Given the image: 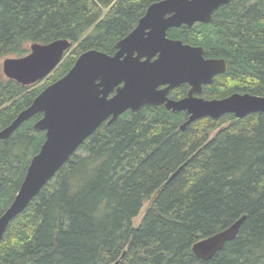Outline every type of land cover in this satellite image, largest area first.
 Here are the masks:
<instances>
[{
    "label": "trees",
    "instance_id": "obj_1",
    "mask_svg": "<svg viewBox=\"0 0 264 264\" xmlns=\"http://www.w3.org/2000/svg\"><path fill=\"white\" fill-rule=\"evenodd\" d=\"M155 1L0 0V131L81 53L114 54ZM168 36L229 63L204 85V97L264 96V0H231L211 22L173 27ZM59 38L73 44L44 84L6 77V57ZM187 90L182 84L175 95ZM188 116L145 105L102 123L10 222L0 264H264V112L203 117L182 129ZM40 117L0 140V216L46 138L35 127ZM242 215L237 236L212 258L194 253L199 239Z\"/></svg>",
    "mask_w": 264,
    "mask_h": 264
},
{
    "label": "water",
    "instance_id": "obj_2",
    "mask_svg": "<svg viewBox=\"0 0 264 264\" xmlns=\"http://www.w3.org/2000/svg\"><path fill=\"white\" fill-rule=\"evenodd\" d=\"M230 1H155L137 26L117 42L115 54L96 48L81 53L64 76L47 85L0 131V140L6 139L23 122L42 113L35 127L46 134L14 200L0 216V241L10 222L25 210L85 139L102 123L116 120L129 109L165 105L172 111H186L189 116L182 129L203 117L220 118L227 113L244 117L264 112L263 95L235 92L222 98L202 96L204 85L228 70L227 60L207 57L204 46L168 36L173 27L211 22L213 13ZM72 44L66 38L34 42L26 55L6 57L3 72L23 85L38 83L58 67ZM183 83L191 86L188 95L170 98L169 91ZM162 85L166 87L160 88ZM246 217L242 215L229 227L199 239L192 247L194 253L203 259L212 258L237 236Z\"/></svg>",
    "mask_w": 264,
    "mask_h": 264
},
{
    "label": "flooded vegetation",
    "instance_id": "obj_3",
    "mask_svg": "<svg viewBox=\"0 0 264 264\" xmlns=\"http://www.w3.org/2000/svg\"><path fill=\"white\" fill-rule=\"evenodd\" d=\"M148 7H149V6H148ZM146 11H147V10H146ZM145 13H146V12H145ZM144 15H145V14H144ZM144 15H143V16H144ZM143 16H142V17H143ZM213 16H214V13H213ZM142 17H141V18H142ZM141 18H140V19H141ZM140 19H139V20H140ZM138 22H139V21H138ZM137 24H138V23H137ZM136 26H137V25H136ZM136 26H135V27H136ZM135 27H134V28H135ZM134 28H133V29H134ZM133 29H132V30H133ZM170 29H171V28H170ZM170 29H169V30H170ZM132 30H131V31H132ZM169 30H168V31H169ZM131 31H130V32H131ZM130 32H129V33H130ZM129 33H128V34H129ZM128 34H127V35H128ZM127 35H126V36H127ZM124 37H125V36H124ZM124 37H123V38H124ZM186 43H187V42H186ZM117 50H118V48H117ZM117 50H116V52H117ZM205 50H206V49H205ZM116 52H115V53H116ZM115 53H114V54H115ZM205 55H206V51H205ZM213 58H219V57H213ZM143 59H145V58H143ZM224 59H225V58H224ZM228 65H229V63H228ZM183 84H186V85L188 86V90H187V92H186L183 96H176V95H175L176 90H177L182 84L179 85V86H177V87H175V88H173V89H171V90L169 91L168 96H169L170 98H172V99H181V98L186 97V96L188 95V92H189L191 86H190L189 84H187V83H183ZM165 87H166V85H162V86H160V88H165ZM115 93H116V90H115L114 92H112V93L109 95V97H111V96L114 95ZM202 93H203V92H202ZM201 95H202V94H201ZM202 96H203V95H202ZM205 98H206V97H205ZM160 106H165V105H160ZM141 108H142V107H141ZM129 110H132V109H129ZM168 110H169V109H168ZM127 111H128V110H127ZM127 111H126V112H127ZM132 111H134V110H132Z\"/></svg>",
    "mask_w": 264,
    "mask_h": 264
},
{
    "label": "rangeland",
    "instance_id": "obj_4",
    "mask_svg": "<svg viewBox=\"0 0 264 264\" xmlns=\"http://www.w3.org/2000/svg\"><path fill=\"white\" fill-rule=\"evenodd\" d=\"M38 83H40V84L42 85V84L45 83V80H44V81H41V82H38ZM147 205H148V202L145 203V207H144V209L146 208ZM143 213H144V211H143L138 217L135 218L134 223H135L136 225H138V224L141 222L142 217H143Z\"/></svg>",
    "mask_w": 264,
    "mask_h": 264
},
{
    "label": "bare ground",
    "instance_id": "obj_5",
    "mask_svg": "<svg viewBox=\"0 0 264 264\" xmlns=\"http://www.w3.org/2000/svg\"><path fill=\"white\" fill-rule=\"evenodd\" d=\"M6 210V209H5Z\"/></svg>",
    "mask_w": 264,
    "mask_h": 264
}]
</instances>
